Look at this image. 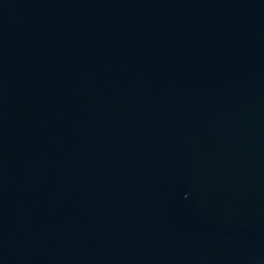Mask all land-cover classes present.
I'll return each mask as SVG.
<instances>
[{
	"label": "water",
	"instance_id": "water-1",
	"mask_svg": "<svg viewBox=\"0 0 264 264\" xmlns=\"http://www.w3.org/2000/svg\"><path fill=\"white\" fill-rule=\"evenodd\" d=\"M0 264H264V0H0Z\"/></svg>",
	"mask_w": 264,
	"mask_h": 264
}]
</instances>
